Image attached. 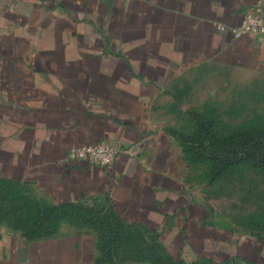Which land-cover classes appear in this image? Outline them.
<instances>
[{
    "label": "crops",
    "instance_id": "obj_1",
    "mask_svg": "<svg viewBox=\"0 0 264 264\" xmlns=\"http://www.w3.org/2000/svg\"><path fill=\"white\" fill-rule=\"evenodd\" d=\"M256 1L0 0V178L53 204L109 208L176 258L216 259L227 245L238 256L235 231L209 225L188 192L172 114L189 112L188 80L205 64L264 68V36L217 27ZM97 141L136 153L109 166L67 158ZM101 256L98 229L79 218L29 237L0 212V264H151Z\"/></svg>",
    "mask_w": 264,
    "mask_h": 264
},
{
    "label": "rangeland",
    "instance_id": "obj_2",
    "mask_svg": "<svg viewBox=\"0 0 264 264\" xmlns=\"http://www.w3.org/2000/svg\"><path fill=\"white\" fill-rule=\"evenodd\" d=\"M196 73L188 80L184 97L183 105L189 112L175 110L172 114L175 126L171 131L179 141L183 136L197 137L199 115V124H208L206 137H210V149L216 155L234 150L223 137L264 131V68L250 71L207 63ZM201 151L191 149L190 158L185 157L188 165L183 179L188 192L195 201L206 204L209 225L235 231L232 233L239 240L236 258L234 245H227L216 255V262L264 264V159L259 154L245 157L222 165V172L212 177L217 167L207 152L203 157ZM254 245L256 250H252ZM187 259H198L196 264H218L204 257Z\"/></svg>",
    "mask_w": 264,
    "mask_h": 264
},
{
    "label": "trees",
    "instance_id": "obj_3",
    "mask_svg": "<svg viewBox=\"0 0 264 264\" xmlns=\"http://www.w3.org/2000/svg\"><path fill=\"white\" fill-rule=\"evenodd\" d=\"M198 117L196 120L200 131L197 132V137L190 139L183 136L180 139L187 159L190 158L191 149L201 148L203 157L207 152L217 167L212 170V177L222 172V165H230L245 157L259 154L258 157L264 159V131L233 133L223 137L225 144L234 150L216 155L211 152L210 137H206L208 124H199L201 115ZM0 212L8 215L29 237L53 233L60 220L68 216L92 224L99 231L101 259L105 261H114L123 256L148 260L151 264H196L198 260L176 258L167 251L155 232L126 224L109 208L79 202L53 204L38 197L28 187L3 178H0ZM204 258L221 264L213 258Z\"/></svg>",
    "mask_w": 264,
    "mask_h": 264
},
{
    "label": "built area",
    "instance_id": "obj_4",
    "mask_svg": "<svg viewBox=\"0 0 264 264\" xmlns=\"http://www.w3.org/2000/svg\"><path fill=\"white\" fill-rule=\"evenodd\" d=\"M219 30L229 29L235 37L246 33L264 36V1L257 0L245 10L241 21L236 25L218 23ZM136 153V145L123 147L118 142L97 141L72 145L68 149L69 160L87 159L91 163L109 166L121 152Z\"/></svg>",
    "mask_w": 264,
    "mask_h": 264
}]
</instances>
